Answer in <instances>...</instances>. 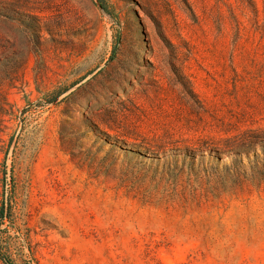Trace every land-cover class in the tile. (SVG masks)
Here are the masks:
<instances>
[{
  "label": "rangeland",
  "instance_id": "374dc122",
  "mask_svg": "<svg viewBox=\"0 0 264 264\" xmlns=\"http://www.w3.org/2000/svg\"><path fill=\"white\" fill-rule=\"evenodd\" d=\"M2 204L0 264H264V0H0Z\"/></svg>",
  "mask_w": 264,
  "mask_h": 264
},
{
  "label": "trees",
  "instance_id": "16d2710c",
  "mask_svg": "<svg viewBox=\"0 0 264 264\" xmlns=\"http://www.w3.org/2000/svg\"><path fill=\"white\" fill-rule=\"evenodd\" d=\"M5 211H6V208H5V204H2L1 208H0V217L2 220H4V217H5ZM6 263H7V260H5Z\"/></svg>",
  "mask_w": 264,
  "mask_h": 264
}]
</instances>
